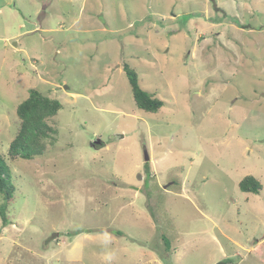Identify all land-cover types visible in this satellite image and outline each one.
<instances>
[{
  "label": "rangeland",
  "instance_id": "obj_1",
  "mask_svg": "<svg viewBox=\"0 0 264 264\" xmlns=\"http://www.w3.org/2000/svg\"><path fill=\"white\" fill-rule=\"evenodd\" d=\"M32 88L57 133L14 159ZM0 152V264H264V0H0Z\"/></svg>",
  "mask_w": 264,
  "mask_h": 264
},
{
  "label": "trees",
  "instance_id": "obj_2",
  "mask_svg": "<svg viewBox=\"0 0 264 264\" xmlns=\"http://www.w3.org/2000/svg\"><path fill=\"white\" fill-rule=\"evenodd\" d=\"M123 68L129 79L136 105L147 112H157L164 105V101L142 88L138 73L129 64L125 63ZM61 108L62 103L58 99L51 98L39 89L32 88L29 96L17 107L19 129L9 145V156L14 159H33L44 154L47 148L46 140L57 133V129L50 125L48 120L57 115ZM12 176V169L0 152V194L4 199V204L0 206V215L4 223L8 221L7 203L13 199L16 192ZM239 186L242 191L255 194H259L263 188L262 182L254 175H246L240 181ZM117 233L121 234L119 231ZM162 238L169 247L170 241L164 235Z\"/></svg>",
  "mask_w": 264,
  "mask_h": 264
},
{
  "label": "water",
  "instance_id": "obj_3",
  "mask_svg": "<svg viewBox=\"0 0 264 264\" xmlns=\"http://www.w3.org/2000/svg\"><path fill=\"white\" fill-rule=\"evenodd\" d=\"M100 142H101V140L98 139V140H96V141L93 143V145L99 144ZM149 160H150V156H149L147 150H145V161L148 162ZM219 264H223V263H219Z\"/></svg>",
  "mask_w": 264,
  "mask_h": 264
}]
</instances>
